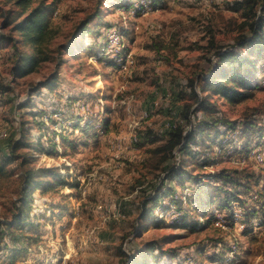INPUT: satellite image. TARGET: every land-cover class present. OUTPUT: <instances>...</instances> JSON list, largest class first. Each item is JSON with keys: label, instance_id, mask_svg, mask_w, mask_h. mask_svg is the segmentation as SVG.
<instances>
[{"label": "rangeland", "instance_id": "rangeland-1", "mask_svg": "<svg viewBox=\"0 0 264 264\" xmlns=\"http://www.w3.org/2000/svg\"><path fill=\"white\" fill-rule=\"evenodd\" d=\"M44 1L51 35L39 54L22 45L41 61L17 77L18 54L2 36L19 38L5 21L23 8L0 0V264H264V53L247 99L212 94L216 112L191 116L237 129H205L169 161L158 152L171 127L187 123L185 104L198 106L192 85L204 95L217 51L251 35L248 0ZM109 32L122 51H111ZM51 76L52 89L36 90ZM174 165L182 175L169 180ZM39 168L54 175H36L41 186L16 224L23 176Z\"/></svg>", "mask_w": 264, "mask_h": 264}, {"label": "trees", "instance_id": "trees-1", "mask_svg": "<svg viewBox=\"0 0 264 264\" xmlns=\"http://www.w3.org/2000/svg\"><path fill=\"white\" fill-rule=\"evenodd\" d=\"M33 1L34 0H17V5L23 8V12L21 11L19 15L12 14V16L5 21V26H12V31L19 35V38H16L14 35L2 36V39L11 43V48L18 54L17 66L15 68L17 77L28 75L41 61V57L38 55H30L22 52V45L33 47L38 51L37 54H39L43 49L42 45L48 40L52 31L48 15L51 4H47L43 0L38 6L34 7L29 14L25 15L26 10H28ZM256 7H260L259 15L256 13ZM244 8L247 15L245 26L250 28L251 35L247 37L242 36L238 39L236 45L230 46L225 50L220 49L217 51V61L212 65L213 68L210 70L209 76L205 75L203 84L200 86L201 93L204 95L199 94L192 85V99L198 106L192 110L191 104H185L182 114L183 119L187 123H190L189 128L187 123L174 125L171 127L166 143L158 148V152L164 154L165 161H169L177 149L182 152H187L190 145L198 139L205 129L219 127V130H217L219 135L220 127H231V130L237 129L238 123L236 121H230L224 117L215 119L211 118V115L205 118H197V122L194 123L191 116L193 115L192 113L207 112L209 114H214L216 112V105L209 100L212 94L220 95L231 102L243 101L251 95L250 90L252 88V81L256 76L257 64L254 57L257 54L264 53V0H248L244 6H241V9ZM94 18V16L91 17L90 21ZM245 48H247L246 52L240 50H245ZM64 49L65 46H61L58 52L62 54ZM53 79L54 77L51 76L45 81L40 82L36 90L50 88L51 83L54 82ZM50 89H52V87ZM252 128V123H245L244 126H241V132L245 137H249V132H251ZM168 169L170 170L168 175L169 180L181 177V165H174L168 167ZM40 173L44 176L47 174L54 175V170L52 168H39L37 170H28L25 172L22 179V206H20L19 212L14 215L16 224L21 223L23 220L25 211L23 204L26 202L27 196L31 193L32 188L35 187L38 189L41 186V182H36V175ZM221 175L223 178L226 177L225 174ZM229 181H231L230 178H228V182ZM163 188L164 187L160 186L157 187L155 195L148 196V198L144 199L141 207V217H146L150 212L148 205L151 203L155 205V203L158 202L160 198V196H158L159 192ZM141 256L144 262L146 251H142ZM128 257L130 258V255ZM131 258L133 261L136 259L135 256H131Z\"/></svg>", "mask_w": 264, "mask_h": 264}, {"label": "built area", "instance_id": "built-area-1", "mask_svg": "<svg viewBox=\"0 0 264 264\" xmlns=\"http://www.w3.org/2000/svg\"><path fill=\"white\" fill-rule=\"evenodd\" d=\"M109 38H110V45H111V51H114L115 49H118L119 51H122L125 48V44L123 42V38L120 35H117L116 33H108ZM134 64V58L132 55H128L126 59H121L120 60V65L122 66L123 69H127L131 67ZM83 107L86 109V107L83 105ZM0 139L7 137L6 132L0 133Z\"/></svg>", "mask_w": 264, "mask_h": 264}]
</instances>
